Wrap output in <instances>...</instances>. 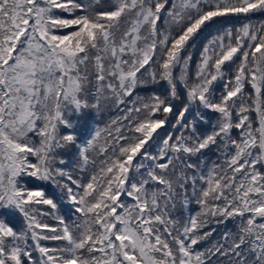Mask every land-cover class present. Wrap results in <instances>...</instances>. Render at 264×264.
I'll use <instances>...</instances> for the list:
<instances>
[{"label": "snow or ice", "instance_id": "snow-or-ice-1", "mask_svg": "<svg viewBox=\"0 0 264 264\" xmlns=\"http://www.w3.org/2000/svg\"><path fill=\"white\" fill-rule=\"evenodd\" d=\"M257 13L264 0H0V264H264V22L221 29ZM213 28L189 85L188 49ZM158 83L168 94L136 91ZM178 83L190 134L161 137ZM102 105L123 114L82 136L73 117ZM192 108L217 114L210 132L183 123ZM30 180L61 189L70 223ZM178 203L199 211L181 223Z\"/></svg>", "mask_w": 264, "mask_h": 264}, {"label": "trees", "instance_id": "trees-1", "mask_svg": "<svg viewBox=\"0 0 264 264\" xmlns=\"http://www.w3.org/2000/svg\"><path fill=\"white\" fill-rule=\"evenodd\" d=\"M250 22L253 25H258L262 22H264V15L262 14H249V17H245L243 15L241 16H233L228 18V22L226 24L221 25V29L223 28H230L233 33L236 32V30L241 27L243 24ZM222 30L218 31L217 29L213 28L209 31L203 32L199 35L198 39L196 40V43L193 45L192 48L188 49V52L191 54V61L189 62V65L187 66V81L190 84L194 83L195 74L198 68V65L201 60V54L203 52V48L205 46H208L209 43L216 39L218 36L222 35ZM183 55V54H182ZM234 67V66H233ZM181 74V68L177 67L174 70V76L178 77ZM233 73L229 72V76H231ZM223 81L217 83L215 85L217 94H219L220 89L222 87ZM137 93L142 97H148L152 94H160V95H166L168 94L167 86L164 83H158V84H149L144 87H140L137 90ZM177 94L178 97L172 101L174 104V111L172 114H169L168 116V123L164 129L159 130L161 137L166 136L168 134H171L173 138L181 135L183 132L185 135H189V132H185L183 128H181L177 122V115L176 113L185 105L186 103V93L185 89L182 83L177 84ZM91 102V97L89 98ZM197 109L192 108L188 114H186L185 119L183 123H189L194 121L196 124V130L198 133L205 134L207 132H210L212 130L213 125L215 124V121L217 119V114L208 110L201 109L199 111V115L205 117L206 119L204 121H201L197 118L196 115ZM123 113L115 108H105L103 105L101 106L100 112H97L95 108H88L86 109L83 114L79 115L78 117L74 116L73 119L77 123L78 130L81 133L82 136L86 135L89 130L94 128H103L107 123L110 122V120L117 118L121 116ZM233 136L235 137L237 135L236 130H233ZM153 151H156V147L154 146ZM76 151L75 148L67 150L65 153H62L64 158L67 160L68 164H72L73 157L69 155V153H74ZM205 158H207L209 161L214 160L216 158V151L215 149H209L206 150L204 153ZM78 160V157L76 158ZM75 166V165H73ZM67 167V165H65ZM75 175V173H74ZM29 187H44L46 194L49 195L51 198H53L58 207L56 210H51L55 215L62 216L66 222H71V212L70 207L68 204V201L66 199L62 198V192L61 189L57 188L55 185L48 184L46 182H39L35 180L29 181ZM45 211H49V206H41ZM197 211H199L198 206L195 203H192L187 210H185L181 205L178 203L176 210L173 212V218L179 219L181 223L184 222L186 219L187 214H195ZM42 219L45 220V222L56 225L57 221L53 219L52 217H43ZM23 225V220L21 217L17 216L12 220V226L16 229H20ZM235 222L232 220H229L228 223L225 224H210L209 228L205 229V231H209L211 228H215L216 231L213 234L212 237L209 238V240L203 242L201 245H198V248H207L210 247L215 241L219 240L222 233L228 229V230H234L235 229ZM49 246H57L58 244H61L63 242L58 241H45L43 242Z\"/></svg>", "mask_w": 264, "mask_h": 264}]
</instances>
